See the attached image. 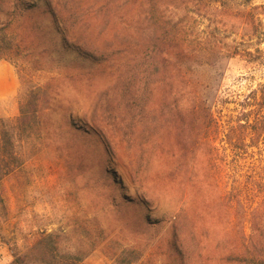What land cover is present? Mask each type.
Instances as JSON below:
<instances>
[{
    "label": "rangeland",
    "instance_id": "obj_1",
    "mask_svg": "<svg viewBox=\"0 0 264 264\" xmlns=\"http://www.w3.org/2000/svg\"><path fill=\"white\" fill-rule=\"evenodd\" d=\"M48 1L58 24L43 0H0V61L19 78L16 115L0 118V264H232L264 176V137L239 132L264 88V44L227 58L236 28L166 15L163 62L137 0ZM32 84L50 99L28 133L16 120ZM205 137L214 152L193 153Z\"/></svg>",
    "mask_w": 264,
    "mask_h": 264
},
{
    "label": "trees",
    "instance_id": "obj_2",
    "mask_svg": "<svg viewBox=\"0 0 264 264\" xmlns=\"http://www.w3.org/2000/svg\"><path fill=\"white\" fill-rule=\"evenodd\" d=\"M162 1L165 2L167 0H137V9L142 14L143 20L144 16H146L153 32L156 33L155 41H159V44H157L158 46L154 45L153 49H155L156 55L158 54V49H160L161 55L165 57L162 60L163 62L168 61L170 58V55L164 49V43L167 41L168 36L160 32L157 39V29L159 30L161 25L160 20L166 15L181 18L177 22L178 25H183L185 18L190 17L188 19H201L206 21L208 29L215 26L236 28V30L234 29L237 31L236 33H228L226 37L229 38L239 35V50H237V48H227L225 50L226 53H224L227 58L239 55L251 61L250 58L253 56V53L250 50H254L257 54H263L259 48L264 44V3L254 5L253 0H239V4H237V1L222 3L220 0H175L177 3L171 6L166 3L161 4L160 2ZM43 4L45 10L53 18V21L56 24L60 23L51 3L48 0H43ZM235 6L237 7L236 9H234ZM35 8L36 6H33L29 9ZM182 17H184V19H182ZM61 36L64 45L68 47V37L64 33H61ZM144 38L145 33L141 30H136L132 35V43L141 47L143 46ZM159 45H161V47ZM182 56L185 55L184 49L181 46L177 57L182 58ZM139 58L137 57L138 62L141 60H139ZM194 59L198 58L195 57ZM46 87L48 86L42 87L38 84H32L29 94L23 97L19 108V117L16 120L19 129L31 133L33 124L37 123L41 110L44 109L50 99L48 93H46ZM205 108L206 103H204L201 98L194 100L192 112L194 113V123L197 128L200 124L199 120L201 114ZM242 109L244 119L239 120V132L248 134L246 138L249 137L251 141L257 142L262 136L264 137V88H259L251 92L242 103ZM201 125L203 126V124ZM226 137L227 142L225 144L227 146L224 152L226 153L230 150V154H234L239 151L240 155L242 143L244 141L243 138L239 136V147H236L235 145H237L236 143L238 140H235V138H232L229 134H226ZM202 146L208 148L209 155L215 150L212 148L210 138L205 137L201 139L198 138L196 143L192 144L193 153L197 154ZM228 146L230 148L229 150ZM258 182H261L260 187L256 188V190L259 191L257 196L259 197V204L251 213L249 225L250 234L248 237H245L244 234L241 236L242 239L246 240L244 244L231 247L229 255L226 257L229 263L264 264V176L262 179L258 180ZM250 187L252 188L253 186L250 184L246 185V188L249 189ZM242 197L239 198V207L242 205ZM188 259L189 258L183 261L190 264L191 262Z\"/></svg>",
    "mask_w": 264,
    "mask_h": 264
},
{
    "label": "crops",
    "instance_id": "obj_3",
    "mask_svg": "<svg viewBox=\"0 0 264 264\" xmlns=\"http://www.w3.org/2000/svg\"><path fill=\"white\" fill-rule=\"evenodd\" d=\"M19 78L13 66L0 61V118L16 115Z\"/></svg>",
    "mask_w": 264,
    "mask_h": 264
}]
</instances>
